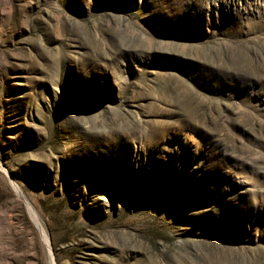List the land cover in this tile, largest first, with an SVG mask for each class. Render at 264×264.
Masks as SVG:
<instances>
[{
	"label": "rangeland",
	"instance_id": "1",
	"mask_svg": "<svg viewBox=\"0 0 264 264\" xmlns=\"http://www.w3.org/2000/svg\"><path fill=\"white\" fill-rule=\"evenodd\" d=\"M0 264H264V0H0Z\"/></svg>",
	"mask_w": 264,
	"mask_h": 264
},
{
	"label": "bare ground",
	"instance_id": "2",
	"mask_svg": "<svg viewBox=\"0 0 264 264\" xmlns=\"http://www.w3.org/2000/svg\"><path fill=\"white\" fill-rule=\"evenodd\" d=\"M15 189L18 191L20 197H22L24 199V201L26 202V205L28 207V210L32 216V218L34 219L37 227H39L38 229H40V232L42 233L43 235V238L44 240L46 241V243H48V235H47V232L39 218V215L37 213V211L35 210V208L31 205V203L26 199L25 195L23 194V192L20 190L19 187H15Z\"/></svg>",
	"mask_w": 264,
	"mask_h": 264
}]
</instances>
